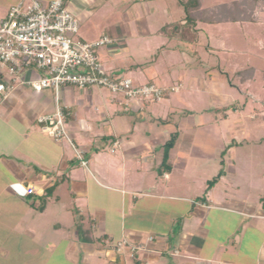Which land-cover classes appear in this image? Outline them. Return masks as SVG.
<instances>
[{"label": "crops", "instance_id": "crops-1", "mask_svg": "<svg viewBox=\"0 0 264 264\" xmlns=\"http://www.w3.org/2000/svg\"><path fill=\"white\" fill-rule=\"evenodd\" d=\"M19 1L0 0V22ZM65 6L78 20V40L112 39L97 51L109 75L126 74L134 85L152 84L166 94L192 90L196 83L197 91H208L212 107L223 108L224 94L211 89L217 73L202 80L170 71L173 62H157L162 31L156 0H66ZM40 75L29 68L11 76L0 68V81L11 84L7 98L0 95V236L9 241H0L3 261L31 253L46 258L65 242L63 256L82 253L85 264H264V196L241 194L238 180L250 174L238 169L240 159L230 147L244 137L243 128L227 126V116L219 127L212 114L192 117L187 109L174 124L169 114L182 108L171 95L151 103L96 87H65L57 101L53 89L30 88ZM56 102L65 110L71 141L55 142L40 130L37 118L51 113ZM173 135L165 169L163 148ZM27 187L34 194L26 195ZM4 215L9 227L1 223ZM49 223L54 234L43 239ZM224 227L229 229L222 234ZM122 239L138 247L133 259L117 250Z\"/></svg>", "mask_w": 264, "mask_h": 264}, {"label": "rangeland", "instance_id": "rangeland-1", "mask_svg": "<svg viewBox=\"0 0 264 264\" xmlns=\"http://www.w3.org/2000/svg\"><path fill=\"white\" fill-rule=\"evenodd\" d=\"M186 1L156 0V24L161 25L160 30L162 31V35L156 36L155 55L157 62L161 61L162 58L167 65L173 62V66L167 67L170 71L173 69L181 75L191 72L202 80L205 79V73L207 72L210 76L212 75L211 72L217 73L219 79L215 80V83L210 82L211 89L220 91L222 95L224 94L225 103L221 110L215 106L212 107L208 91H197L195 83L191 86L192 90H185V92L180 90L176 94L168 92L163 95L161 100L164 96L171 95V99L176 100L175 105H178L176 107L182 108L180 110L175 108L174 112H170L169 120L174 124L178 123L180 121L178 119H183L187 115V109L191 111L192 117L203 111L212 114L217 122L220 120L219 127H221L223 116H227L229 119V122L226 120L227 126L233 125V127H236L239 125V128H243L244 137L238 142L235 139L236 143L230 145V147H234V156L240 159L241 163L237 164L238 169L250 174L245 177V181L238 180L241 194L251 199L253 194L264 196V83L261 76L264 71V9L257 14L255 12L254 17L257 21H254V23L221 22L206 24L197 22L194 25L195 30L193 32L184 20L185 13L182 3ZM201 1L202 9L208 10L215 5H225L236 0ZM238 1L244 8H248L246 0ZM129 4L130 1H126L121 9L127 8ZM164 24L165 26H163ZM134 56L137 57L139 62H145L137 54ZM153 58L155 56L152 57V60ZM246 68L253 69V77L249 81L242 82V78L235 75V72ZM114 76L121 77V74ZM124 76L122 78L127 77L126 74ZM94 88L92 87V89ZM212 92L210 91V93ZM228 155L230 156L226 151V159ZM146 212L150 211L144 210L143 213ZM156 215L158 214L156 213ZM9 221L6 215L1 219V223L6 224L8 227L12 223ZM45 222L48 221L44 220L40 224ZM48 225V227H42L43 233L46 232L43 239H52L51 234H54L51 223ZM113 228L117 229L118 227L114 225ZM227 229L229 227H224V233L222 234L227 233ZM237 230L233 235L240 231L239 228ZM0 232H3V226H0ZM222 234L220 233L219 236H222ZM0 241L9 242L8 239H4L2 236H0ZM66 244L65 242L59 243L56 249L46 258L34 253H31L34 257L24 253L25 255H19L15 261L12 260L13 262L3 261L1 257L0 264H85L82 253L70 260L63 256V249ZM133 247H136V245L126 246L125 244L122 247L123 251L127 250L129 259H133L134 253L138 251V249H135L131 256L130 249ZM30 248L33 249L29 246L27 252L30 251ZM93 262L90 261L89 263ZM95 264H104V262L98 260Z\"/></svg>", "mask_w": 264, "mask_h": 264}, {"label": "built area", "instance_id": "built-area-1", "mask_svg": "<svg viewBox=\"0 0 264 264\" xmlns=\"http://www.w3.org/2000/svg\"><path fill=\"white\" fill-rule=\"evenodd\" d=\"M65 3L66 0H52L46 4L39 0H21L11 6L0 22V68H5L11 76L29 68L40 71V77L29 82L30 88L37 92L53 89L57 101L65 87H96L127 100H161L166 90L152 84L134 85L129 78L107 73L97 51L110 45L112 39L102 36L94 43L78 40V20ZM10 86L9 82L0 81L3 99L7 98ZM66 117L64 108L56 102L54 110L39 116L37 122L41 132L53 141H71ZM76 158L86 165L79 151H76ZM25 194H34V189L27 187ZM125 244L124 240L119 241L117 250ZM137 248L130 249L131 256Z\"/></svg>", "mask_w": 264, "mask_h": 264}, {"label": "trees", "instance_id": "trees-1", "mask_svg": "<svg viewBox=\"0 0 264 264\" xmlns=\"http://www.w3.org/2000/svg\"><path fill=\"white\" fill-rule=\"evenodd\" d=\"M247 7L244 8L240 1H232L225 5H215L210 9H202V1L201 0H187L185 3H182L183 10L185 13V22L186 25H189L192 29L191 31L194 32V25L197 22L201 23L204 22L206 24H218L221 22L224 23H241V22H250L254 23L256 17H254L255 12L256 14L261 12L264 9V0H246ZM235 75L239 76L245 82L246 80H251L253 75L252 68H246L244 70L236 71ZM262 80L264 83V71L261 73ZM175 135L171 136V138L165 143L164 145V153H163V160L161 163L162 168L167 169V160H168V152L173 147L175 142ZM222 171L220 170L216 177H214L211 181L207 184L208 191L220 178ZM262 203L264 204V198L262 199ZM81 239V236H80ZM82 240V239H81Z\"/></svg>", "mask_w": 264, "mask_h": 264}]
</instances>
